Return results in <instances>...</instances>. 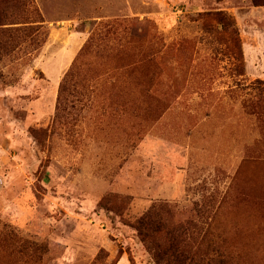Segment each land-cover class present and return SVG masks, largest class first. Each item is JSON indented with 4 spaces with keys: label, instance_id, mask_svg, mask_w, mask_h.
<instances>
[{
    "label": "rangeland",
    "instance_id": "obj_1",
    "mask_svg": "<svg viewBox=\"0 0 264 264\" xmlns=\"http://www.w3.org/2000/svg\"><path fill=\"white\" fill-rule=\"evenodd\" d=\"M30 1L0 62V264H157L133 224L160 205L194 264H264V7Z\"/></svg>",
    "mask_w": 264,
    "mask_h": 264
},
{
    "label": "trees",
    "instance_id": "obj_2",
    "mask_svg": "<svg viewBox=\"0 0 264 264\" xmlns=\"http://www.w3.org/2000/svg\"><path fill=\"white\" fill-rule=\"evenodd\" d=\"M30 2L0 0V62L20 47L21 41L24 43L34 30L33 25L37 22L32 19L33 12L29 11L32 9ZM250 2L254 7H264V0ZM32 41L31 38L29 44ZM163 213L169 216V209L165 205L152 207L134 222L133 228L141 243L157 264H194L196 258L189 247L188 240L191 239L186 233L195 224L192 221L185 224L173 223L171 219L166 221L167 217H161ZM122 256L123 252L119 249L113 264H117ZM198 260L201 262L202 256Z\"/></svg>",
    "mask_w": 264,
    "mask_h": 264
},
{
    "label": "crops",
    "instance_id": "obj_3",
    "mask_svg": "<svg viewBox=\"0 0 264 264\" xmlns=\"http://www.w3.org/2000/svg\"><path fill=\"white\" fill-rule=\"evenodd\" d=\"M122 258H124V257H121L120 260H119V262L121 261ZM118 264H119V263H118Z\"/></svg>",
    "mask_w": 264,
    "mask_h": 264
}]
</instances>
